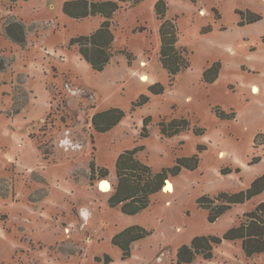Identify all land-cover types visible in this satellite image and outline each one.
<instances>
[{"label": "rangeland", "instance_id": "374dc122", "mask_svg": "<svg viewBox=\"0 0 264 264\" xmlns=\"http://www.w3.org/2000/svg\"><path fill=\"white\" fill-rule=\"evenodd\" d=\"M66 1L0 0V264H175L181 246L197 236L222 237L264 202L263 191L213 223L197 205L200 197L241 192L264 173V145L255 144L264 134V0H164L189 60L172 81L159 63L158 0L120 4L102 72L70 46L102 19H71L62 13ZM13 21L24 27V44L4 33ZM214 63L219 77L204 84L202 74ZM156 83L160 95L149 92ZM141 96L148 102L134 108ZM109 109L124 118L96 132L91 118ZM216 109L234 120L220 119ZM180 118L187 131L160 135L161 121ZM134 149L152 173L194 157L198 163L168 173L172 190L150 195L148 206L129 216L109 207L108 198L117 157ZM103 174L108 193L97 187ZM131 226L149 234L124 259L111 239ZM212 252L211 260L198 255L192 264H264V254L246 258L239 241Z\"/></svg>", "mask_w": 264, "mask_h": 264}, {"label": "trees", "instance_id": "16d2710c", "mask_svg": "<svg viewBox=\"0 0 264 264\" xmlns=\"http://www.w3.org/2000/svg\"><path fill=\"white\" fill-rule=\"evenodd\" d=\"M16 2L19 0H10ZM26 1V0H22ZM140 0H115V1H89L71 0L63 3L62 13L74 20L80 21L90 17H100L102 19L99 27L89 35L79 36L71 40L70 46L76 48L78 55L91 67L94 72H102L108 65L113 51V35L111 32L112 16L120 8V4L132 2L137 4ZM194 2V0H191ZM154 12L160 21L159 34V63L167 73L170 81L175 76L183 73L189 68L187 51L177 46L178 30L174 21L165 18L167 5L164 0H158L154 5ZM260 17H253L250 23L256 22ZM4 33L11 41L19 44L25 43L24 27L21 23L13 21L4 28ZM220 64L214 63L202 74L204 84H212L219 77ZM149 92L153 95L163 93L161 84L156 83L149 86ZM148 102V98L141 96L134 104V108H139ZM216 114L220 119L234 120V114L226 115L216 109ZM124 118V112L119 109H109L95 114L91 118V125L96 132L103 133L111 130ZM144 130L147 125L143 122ZM187 119H173L167 123H159V133L164 138L174 137L188 130ZM203 131L194 129L196 136L202 135ZM142 136H146L142 134ZM258 139V142H257ZM255 144L264 145V134H258ZM138 149L125 150L115 162V184L111 183L113 193L108 198V205L111 208L119 207L124 215H136L149 204V196L162 191L167 174L175 175L181 167L194 170L198 163L197 157L184 161L172 169H165L159 173H152L151 168L136 159ZM257 159L254 160V162ZM95 166L90 164V172L93 173ZM240 172L239 168L235 169ZM231 171H222L223 175ZM107 174L101 175L103 181ZM106 181V180H105ZM110 184V183H109ZM110 185V186H111ZM99 191V190H98ZM264 191V173L256 177L249 187L241 192L228 194L221 193L214 199L200 197L197 205L208 211V220L213 223L219 216L227 212L231 206L244 204L253 197ZM100 192V191H99ZM148 232L139 226L125 228L114 235L111 243L118 247L122 257L130 256V245L148 236ZM223 241L240 242V248L246 258L264 254V202L258 203L253 210L243 214L239 218L238 224L226 230L222 237L216 236H197L193 238L189 245H183L177 250L175 264H192L196 256H201L204 260L212 259L213 248L220 245Z\"/></svg>", "mask_w": 264, "mask_h": 264}, {"label": "bare ground", "instance_id": "6f19581e", "mask_svg": "<svg viewBox=\"0 0 264 264\" xmlns=\"http://www.w3.org/2000/svg\"><path fill=\"white\" fill-rule=\"evenodd\" d=\"M142 78H144V76H142ZM253 91H256L255 88L253 89ZM98 189L101 192H107L110 189V186L107 181L103 180V181L98 182ZM171 190H172L171 183L169 181H165V185L162 191L170 192Z\"/></svg>", "mask_w": 264, "mask_h": 264}, {"label": "crops", "instance_id": "0c3cea01", "mask_svg": "<svg viewBox=\"0 0 264 264\" xmlns=\"http://www.w3.org/2000/svg\"><path fill=\"white\" fill-rule=\"evenodd\" d=\"M97 187H98V182H97ZM108 193V192H107Z\"/></svg>", "mask_w": 264, "mask_h": 264}]
</instances>
